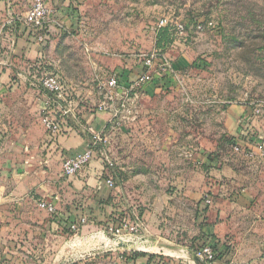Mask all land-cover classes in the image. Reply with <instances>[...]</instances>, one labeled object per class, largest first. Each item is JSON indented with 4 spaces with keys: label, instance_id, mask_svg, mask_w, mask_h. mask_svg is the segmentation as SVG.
Segmentation results:
<instances>
[{
    "label": "rangeland",
    "instance_id": "rangeland-1",
    "mask_svg": "<svg viewBox=\"0 0 264 264\" xmlns=\"http://www.w3.org/2000/svg\"><path fill=\"white\" fill-rule=\"evenodd\" d=\"M73 1L76 23L62 24L65 30L52 24L56 35L47 43V62L31 59L17 63L18 68L5 66L9 82L27 77L37 87L52 73L67 94L58 104L93 109L110 102L98 85L118 75L124 65L142 64L146 58L161 63L165 56L177 68L169 72L173 76L152 85V97L136 99L133 105L129 101L130 112L121 110L122 97L114 96L107 109L111 115L118 109L123 125L107 134L112 125L107 122L103 134L119 173L115 188L102 195L101 179L96 191L82 181L79 191L68 193L73 182L60 175L63 160L55 156L56 145L42 128L40 110L27 120V111L5 109L8 121L0 130L1 220H14V231L9 232L20 243V260L6 264L106 263L108 256L126 252L181 259L210 235L232 242L222 264H264V0ZM30 3L27 0L26 6ZM163 18L185 23V35L171 26L159 28ZM197 20L212 25L197 30ZM2 22L0 58L11 43L1 38ZM230 106L246 107L234 125L226 120ZM21 115L24 119L18 120ZM17 123L31 129L9 130ZM91 161L71 176L90 171ZM205 194L211 202L200 214ZM47 199L60 203V210L47 218L53 221L60 213L59 228L41 225L47 212L38 203ZM16 203L21 208L13 212ZM78 217L86 221L75 232L69 222ZM120 224L128 228L123 235L140 240L148 250L109 244L106 240L115 237L109 228ZM208 226L213 229L205 234Z\"/></svg>",
    "mask_w": 264,
    "mask_h": 264
},
{
    "label": "crops",
    "instance_id": "crops-1",
    "mask_svg": "<svg viewBox=\"0 0 264 264\" xmlns=\"http://www.w3.org/2000/svg\"><path fill=\"white\" fill-rule=\"evenodd\" d=\"M27 0H23V2L19 3V0H0V19L3 20L1 28H4V37H1L2 39L10 40L11 43L7 45V47L3 48V54L0 58V130L1 128H4L5 124H7L8 117L7 113H5V109L7 111L11 112H19L20 110L27 111L28 113H24V115L27 117V120L31 117V114L36 111L40 110L41 105V99L46 96V93L42 89L40 85L36 86V83L33 82V80L24 77L19 78L18 81H11L9 82V73L5 66L7 67H14L18 68L19 64L17 63H30L31 59H36L38 61L37 63H45L47 62V43L52 40V38L56 35L55 29L52 26H49L47 29V26L43 33V41H37L36 35H34L31 31L27 30L23 22H20L25 15L26 11L28 10L29 5L26 6ZM51 7L55 9L54 13V19L57 18L58 22L67 25V21H71V24L76 23L77 20V14H74L71 10L72 8H75L76 5L73 0H50ZM23 6V7H22ZM2 10V11H1ZM4 18V19H2ZM73 22V23H72ZM65 28V27H64ZM65 30V29H64ZM10 55L9 57H7ZM7 57V58H6ZM5 64V65H4ZM175 68V63H172ZM141 63H138V65L135 66H123L118 69V76L119 81L123 85H129L132 80L135 79L136 75L141 70ZM169 76L163 78H156L152 83L146 85L144 88H142L139 91V97L138 99L149 97L153 95L152 91V85H159L161 84L165 79H167ZM21 79V80H20ZM172 79V78H171ZM22 84L19 88L16 85ZM11 90L9 91V87H11ZM24 86V88H23ZM34 86V87H33ZM67 106H61L60 104L54 105L51 109V113L53 116H55L60 122H61V131L57 135H50L51 139L53 140V146L56 145V157H61L62 160L73 157L76 154H79L83 152L85 149L89 147L91 144V140L93 139L94 135H100L102 138H105V134H103V131L107 124L110 125V119H111V112L106 110H99L97 108L93 109H85L84 106H81L78 109L72 110L69 108L67 113L64 114V111L67 109ZM235 107L230 106L229 109L226 111V117L227 122L234 125L235 122L238 121V117L240 115L246 113V107ZM13 115V114H12ZM40 115V113H39ZM40 117V116H39ZM24 117L21 115L18 117V120H22ZM28 124V123H26ZM123 125V124H121ZM115 126L111 125L108 126L106 132L107 134H114L119 127L121 126ZM24 128H21V124L17 123L14 124V127L12 131H15V129H19L20 131H27L30 130L29 125H24ZM42 127V126H41ZM111 127V128H110ZM45 131V128L42 127ZM126 126L121 128L122 130H125ZM120 129V130H121ZM99 132V133H98ZM101 133V134H100ZM110 142L112 141V137H109ZM39 145V143H38ZM109 145V144H108ZM16 146H22V145H16ZM47 146V145H46ZM109 147V146H108ZM45 148V147H44ZM47 150V148H46ZM99 148H97V152L95 154L94 159L91 161L92 169L90 171L85 173H78L75 178L72 176H66L63 173H60L61 177L67 180H72L73 182V188L68 190V193H75L76 191H79L82 187V181L86 182L88 184L89 190L96 191V186L98 185V182H100V179L105 184V179L102 178L105 177V175L111 177L114 181V184L116 185V178L118 175V171H116V168L113 166L112 168H105L99 158L98 154ZM108 152H110V149L108 148ZM13 155V154H12ZM16 157V155H13ZM47 156H49V153L46 151L45 156L42 154V158L44 160L47 159ZM109 156V155H108ZM23 157V156H22ZM110 157V156H109ZM24 158V157H23ZM48 178H51L50 175H47ZM107 187V185L101 184L99 187L98 195H102V193H107L110 190L114 189ZM49 190L53 192L52 186H49ZM63 192L66 193L67 189H63ZM60 193V192H59ZM123 191H121V194ZM19 195V194H18ZM48 195V194H47ZM49 197H52L51 195H48ZM60 196L62 194L60 193L58 195V199L60 200ZM49 202H52L55 205L56 213L57 210H60V203L56 202L52 199H47ZM25 205H23L24 209ZM21 203H16L15 205H11V210L13 212L20 211ZM5 210L1 208L0 206V264H6L10 260H17L19 261V246L20 243L16 239V235L11 234L9 232V229L12 228V231H14V227L16 224L14 223V220L11 219L10 221H2L4 220L3 215ZM46 212V211H45ZM4 213V214H3ZM3 214V215H2ZM48 214V215H47ZM44 214L46 216V219L41 222V225L53 227L56 226V228H59L57 225L60 220V213L57 217L53 218V221L48 220L49 213ZM54 214V213H53ZM2 219V220H1ZM210 229H213L212 226L206 227L205 234H210ZM204 235V234H203ZM214 243L217 244L218 249L220 253H218V257L216 258L215 262L213 264H222L226 258H228L230 244H232L231 241H221L216 236L210 235ZM210 236L205 238L206 240L210 239ZM218 236V235H217ZM204 242L206 240L202 239ZM222 244V247H221ZM229 250V251H228ZM147 253V252H146ZM153 254V253H150ZM237 255V254H236ZM192 252L189 254H181L179 258V255L176 256L175 259L173 256L167 257L160 255L153 254V258H149L147 254H135L131 255V253L126 252L123 254H117L116 256H113L110 258L108 256L107 262L101 261L98 262L100 264H145V263H152L155 262V264H196L193 261L192 258ZM156 257V258H154ZM159 257V258H158ZM234 259V258H233ZM96 262L88 263V264H98ZM19 264V263H15Z\"/></svg>",
    "mask_w": 264,
    "mask_h": 264
},
{
    "label": "built area",
    "instance_id": "built-area-1",
    "mask_svg": "<svg viewBox=\"0 0 264 264\" xmlns=\"http://www.w3.org/2000/svg\"><path fill=\"white\" fill-rule=\"evenodd\" d=\"M55 9L51 7L50 0H31V3L26 11L25 15L21 19L24 27L36 35L37 41H43V33L47 26H52L53 23L57 24L59 27L64 28L62 23L55 21L54 14ZM212 21L202 22L200 20L196 21V29L202 30L207 26H211ZM159 28H165L171 26L175 33L179 36H184L186 29V24L181 21H167L163 18L158 23ZM161 63H153L152 58H146L142 60L141 70L136 75L135 79L131 81L129 85H123L119 81L118 75L110 76L106 81L98 85L99 90H106L105 97L108 98L107 101H102L98 104L99 110H106L110 108L113 104V98L115 95H120L121 101L119 103V108L121 110H126L130 112L128 105L129 101L134 104V101L138 99L139 91L146 85L152 83L157 77L163 76H173L169 72H173V64L168 63L167 58L164 56L160 59ZM39 85L42 87L46 96L41 99L40 105V119L44 128L51 135H57L61 131V122L52 115L51 109L54 105H58V102L65 100L66 92L64 85L60 81L59 77L55 74L49 73L45 74L39 81ZM69 107L64 111L67 113ZM121 115V114H120ZM119 115V110L115 109L112 112L110 121L112 125L119 126L121 124V117ZM91 144L83 152L76 154L73 157H69L62 162V172L66 176H71L81 170L87 163H89L97 152L96 147L99 146L98 154L105 162V167L112 168L114 166L113 161L107 155V145L106 139L102 138L100 135H94L90 142ZM105 184L109 188L114 187V181L111 177L105 176ZM203 203L206 205L210 204L211 200L209 195L205 194L203 197ZM40 209L46 211L49 214H53L56 211L55 205L49 201H40L38 203ZM86 219L84 217H78L75 221L69 222V227L73 231H79L80 227L84 225ZM128 230L126 224H120L111 226L109 231L115 236H127L123 235L124 231ZM132 230V228H129ZM218 245L214 243L213 239H208L205 242L200 243L198 247L193 249L192 253L196 256L199 262L206 264H213L218 257ZM151 264V263H150ZM153 264V263H152Z\"/></svg>",
    "mask_w": 264,
    "mask_h": 264
},
{
    "label": "bare ground",
    "instance_id": "bare-ground-1",
    "mask_svg": "<svg viewBox=\"0 0 264 264\" xmlns=\"http://www.w3.org/2000/svg\"><path fill=\"white\" fill-rule=\"evenodd\" d=\"M101 238V237H100ZM104 238L102 237L101 240H103ZM100 240V239H99ZM105 240V239H104ZM137 240V239H136ZM133 240L132 238L128 237V236H118V238L116 237H113L112 239H107L106 241L109 242V244L113 245V247H120V248H132L134 246H139V245H142L143 248L142 250H148V247L147 246H144L143 244H141L142 242H140V240ZM85 241V240H84ZM88 242V241H87ZM126 246V247H125ZM134 249V248H133ZM141 249V248H140ZM136 250V249H135Z\"/></svg>",
    "mask_w": 264,
    "mask_h": 264
},
{
    "label": "trees",
    "instance_id": "trees-1",
    "mask_svg": "<svg viewBox=\"0 0 264 264\" xmlns=\"http://www.w3.org/2000/svg\"><path fill=\"white\" fill-rule=\"evenodd\" d=\"M200 202H201V201H200ZM201 203H202V207H203V209H200V211H199L200 214L203 213V212L205 211L206 207H207V205H205V204L203 203V200H202ZM204 205H205V206H204ZM199 213H198V214H199ZM71 221H73V220H71ZM202 241H203V240H202ZM217 250H218V253H220L219 249H217ZM132 254L135 255V254H140V253L131 252V255H132ZM141 254H144V255L147 254L149 258H150V257L153 258V254H150V253H141ZM218 255H219V254H218ZM154 258H156V257H154ZM158 258H159V257H158ZM152 263L155 264V262H152ZM152 263H151V264H152ZM145 264H150V263L148 262V263H145Z\"/></svg>",
    "mask_w": 264,
    "mask_h": 264
},
{
    "label": "water",
    "instance_id": "water-1",
    "mask_svg": "<svg viewBox=\"0 0 264 264\" xmlns=\"http://www.w3.org/2000/svg\"><path fill=\"white\" fill-rule=\"evenodd\" d=\"M126 247V246H125ZM118 248H120V247H118ZM127 248V247H126ZM192 258H193V261L196 263V264H206V263H201V262H199L198 261V259L196 258V256L192 253Z\"/></svg>",
    "mask_w": 264,
    "mask_h": 264
}]
</instances>
